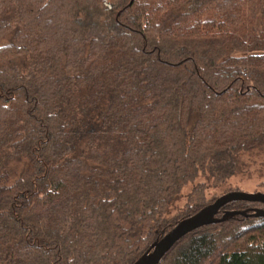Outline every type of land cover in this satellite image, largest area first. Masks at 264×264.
Wrapping results in <instances>:
<instances>
[{"label": "trees", "instance_id": "16d2710c", "mask_svg": "<svg viewBox=\"0 0 264 264\" xmlns=\"http://www.w3.org/2000/svg\"><path fill=\"white\" fill-rule=\"evenodd\" d=\"M256 51L264 0H0V264H133L232 191L264 154ZM159 264H264V217Z\"/></svg>", "mask_w": 264, "mask_h": 264}, {"label": "water", "instance_id": "95a60500", "mask_svg": "<svg viewBox=\"0 0 264 264\" xmlns=\"http://www.w3.org/2000/svg\"><path fill=\"white\" fill-rule=\"evenodd\" d=\"M251 55L264 56V51H256L251 53ZM233 201L259 202L264 204V193L233 190L222 194L214 202L205 206L197 213L179 221L167 234L154 242L133 264H159L181 238L200 227L220 223L229 217L237 215L264 217V208L260 207L251 208V214L248 213V210H228L221 217H218L217 215L221 208Z\"/></svg>", "mask_w": 264, "mask_h": 264}, {"label": "rangeland", "instance_id": "374dc122", "mask_svg": "<svg viewBox=\"0 0 264 264\" xmlns=\"http://www.w3.org/2000/svg\"><path fill=\"white\" fill-rule=\"evenodd\" d=\"M248 163V167L244 174L237 175L227 183L225 187L218 190V193H224L226 190H237L243 192H263L264 193V154L252 153L244 156ZM192 185L188 186L183 191L181 198L175 205L174 210H180L184 207L187 201V194L191 191ZM214 190H209L211 196Z\"/></svg>", "mask_w": 264, "mask_h": 264}, {"label": "bare ground", "instance_id": "6f19581e", "mask_svg": "<svg viewBox=\"0 0 264 264\" xmlns=\"http://www.w3.org/2000/svg\"><path fill=\"white\" fill-rule=\"evenodd\" d=\"M260 204V203H259Z\"/></svg>", "mask_w": 264, "mask_h": 264}]
</instances>
